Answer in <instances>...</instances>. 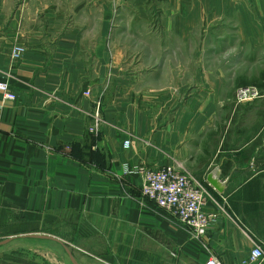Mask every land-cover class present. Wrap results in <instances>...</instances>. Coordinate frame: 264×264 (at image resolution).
Returning <instances> with one entry per match:
<instances>
[{"label":"crops","instance_id":"0c3cea01","mask_svg":"<svg viewBox=\"0 0 264 264\" xmlns=\"http://www.w3.org/2000/svg\"><path fill=\"white\" fill-rule=\"evenodd\" d=\"M84 4L71 15L83 25L57 19L58 31L47 14L31 22L0 5V80L16 93L0 110V245H65L78 264H203L209 255L243 264L264 249V82L237 102L235 88L248 83L208 64L170 63L189 32L164 31L162 55L150 60L144 40L155 33L113 32L102 17L98 30L95 5ZM201 6L168 0L163 23L194 22ZM126 162L185 171L215 215L203 238L145 200ZM214 170L220 190L207 179Z\"/></svg>","mask_w":264,"mask_h":264},{"label":"rangeland","instance_id":"374dc122","mask_svg":"<svg viewBox=\"0 0 264 264\" xmlns=\"http://www.w3.org/2000/svg\"><path fill=\"white\" fill-rule=\"evenodd\" d=\"M135 1L137 0H0V5L8 13L18 6V11L31 22L40 23L42 18V23H45L47 14L53 20L49 24L53 31H58L60 27L57 19L65 18L64 28L83 25L82 16L77 17L76 22H73L75 17H71L75 4L95 5L98 30L101 26L99 19L102 17L109 22L108 26L113 32L155 33L151 36L152 39L144 40L146 56L150 60H157L162 55L158 50L160 34L175 27L176 31L189 32L190 35L175 40V53L171 51L169 56L171 64L204 63L214 70H223L226 80L248 83L235 88L234 98L240 103L253 100L263 93L262 89L252 84L260 85L264 82V0H197L203 6L194 11V22L183 24L184 20L181 19L179 23L182 25L176 23L168 27L163 23L165 13L162 10L168 0H139V3H134ZM177 12L185 11L177 8ZM138 20L142 21L137 23ZM252 87L258 91L257 95H252L249 91L244 95L238 92ZM38 243H43L45 247L2 243L0 264H72L63 247L47 242Z\"/></svg>","mask_w":264,"mask_h":264},{"label":"built area","instance_id":"2783aa9c","mask_svg":"<svg viewBox=\"0 0 264 264\" xmlns=\"http://www.w3.org/2000/svg\"><path fill=\"white\" fill-rule=\"evenodd\" d=\"M24 52V47L16 45L11 51V57L18 59ZM249 91L257 95L256 88L240 89V95ZM89 96L90 91H84ZM0 110L5 102L14 101L16 93L6 81L0 80ZM99 119L88 127V131L96 134ZM131 146L129 139L123 140L124 149ZM123 172L135 175L140 180V193L142 197L154 205L158 211L168 218L178 221L191 229L192 236L200 240L205 235L209 225L215 220L213 213L206 212L203 208L205 202L204 190L196 185L190 176L177 166L165 165L160 168L148 167L142 163H124ZM264 258V249L260 245L254 246L248 259L243 264H255ZM203 264H222L217 257L209 255Z\"/></svg>","mask_w":264,"mask_h":264},{"label":"water","instance_id":"95a60500","mask_svg":"<svg viewBox=\"0 0 264 264\" xmlns=\"http://www.w3.org/2000/svg\"><path fill=\"white\" fill-rule=\"evenodd\" d=\"M218 175H219L218 171L214 170L212 173H210L208 175L207 179L216 189L220 190L222 188V185H221L222 183H220V181H218ZM39 236L40 237L51 238V239H54L56 241H59L58 239L53 238V237L48 236V235H39ZM63 247L65 248L66 252L68 253L70 261L72 262V264H78L76 262V260L74 259L73 255L71 254L70 250L65 245Z\"/></svg>","mask_w":264,"mask_h":264}]
</instances>
